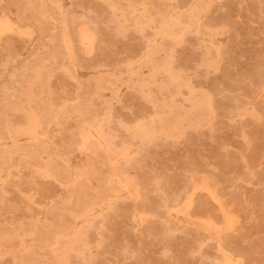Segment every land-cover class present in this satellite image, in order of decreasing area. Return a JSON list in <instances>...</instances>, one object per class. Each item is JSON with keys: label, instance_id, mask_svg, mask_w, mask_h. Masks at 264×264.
Here are the masks:
<instances>
[{"label": "rangeland", "instance_id": "374dc122", "mask_svg": "<svg viewBox=\"0 0 264 264\" xmlns=\"http://www.w3.org/2000/svg\"><path fill=\"white\" fill-rule=\"evenodd\" d=\"M139 1L0 0V116L3 118L0 120V130L3 132L0 131V239L4 237L0 240V244H3L0 245V264H264V0H179V6L173 4L178 0H171V5L170 0ZM134 2H138L137 5ZM204 4L205 9L201 7ZM150 19L154 23L151 24ZM158 19L164 20L162 25ZM166 20L169 23L166 24ZM125 23L140 29L124 27ZM171 27L176 29L172 30ZM124 31H127L125 36ZM179 31L182 34L180 37ZM152 34H155L153 39ZM165 38L170 43H165ZM173 39H177L178 45ZM161 45L165 49L157 48ZM60 46L64 50H60ZM152 59H155L154 63ZM202 61H205L204 64ZM158 68H161L160 72ZM167 68L170 70L167 71ZM32 73L35 77H32ZM30 77L34 79L31 81ZM189 93H192L191 96ZM84 102L88 103V108ZM97 104L100 108H97ZM5 105H8L7 108ZM11 105L16 109L12 110ZM42 122L47 125L45 128ZM102 122L103 125L108 122L106 127L101 126ZM149 126L152 132L146 129ZM86 127L89 131H86ZM145 129L151 133L147 134ZM71 133L75 134L72 136ZM150 137L155 138L151 140ZM93 140L92 145L90 141ZM45 144L49 148L45 149ZM26 145L30 146L29 150H26ZM40 146L47 151L38 149ZM3 154L7 158L2 157ZM101 155L107 156L109 161ZM56 163L59 164L58 169H55ZM120 164L127 169L122 171ZM93 169L103 175L95 173ZM8 184L12 189L6 187ZM24 184H28V187H24ZM31 189L35 191H29ZM7 195L11 202L7 200ZM60 207L62 209H58ZM67 208L70 210L67 211ZM24 211L27 216H22ZM82 239L87 240L83 242ZM44 241L45 244L42 243ZM53 255L55 258L52 260Z\"/></svg>", "mask_w": 264, "mask_h": 264}, {"label": "bare ground", "instance_id": "6f19581e", "mask_svg": "<svg viewBox=\"0 0 264 264\" xmlns=\"http://www.w3.org/2000/svg\"><path fill=\"white\" fill-rule=\"evenodd\" d=\"M91 1H92V0H91ZM97 1H98V0H96V2H97ZM106 1H107V0H106ZM113 1H114V0H113ZM137 1H139V0H137ZM155 1H157V0H155ZM158 1H159V0H158ZM165 1H166V0H165ZM168 1H169V0H168ZM168 1H167V2H168ZM173 1H174V0H173ZM173 1H172V2H173ZM101 2H102V1H101ZM116 2H117V0H116ZM116 2H114V4H117ZM139 2H141V0H140ZM160 2H161V1H160ZM169 2H170V5H171V0H170ZM169 2H168V5H169ZM178 2H179V0H178L177 2H174L173 4H175V3L178 4ZM202 2H204V1L202 0ZM205 2H206V1H205ZM134 3H136V2H134ZM137 3H138V2H137ZM137 3H136V5H137ZM142 3H143V2H142ZM144 3H145V2H144ZM165 3H166V2H165ZM101 4H104V3H101ZM129 4H130V3H129ZM132 4H133V3H132ZM152 4H153V3H152ZM157 4H158V3H157ZM157 4H156V6H157ZM173 4H172V5H173ZM197 4H198V3H197ZM104 5H105V4H104ZM104 5L102 6L103 8L105 7ZM136 5H135V6H136ZM139 5H140V4H139ZM168 5H167V6H168ZM170 5H169V6H170ZM99 6H100V5H99ZM116 6H117V5H116ZM141 6H142V5H141ZM143 6H144V4H143ZM154 6H155V4H154ZM169 6H168V8H169ZM177 6H179V4H178ZM195 6L197 7L196 4H195ZM200 6H201V5H200ZM107 7H108V9L110 8L109 5H108ZM107 7H106V9H107ZM138 7H139V6H138ZM147 7H148V6H147ZM158 7H160V4L158 5ZM158 7H157V8H158ZM165 7H166V6H165ZM175 7H176V6H175ZM180 7H181V6H180ZM201 7L204 8V7H205V4H204V6H201ZM100 8H101V6H100ZM131 8H132V6H131ZM134 8H135V7H134ZM162 8H163V7L161 6V9H162ZM171 8H172V7H171ZM177 8H178V7H177ZM192 8H193V6H192ZM106 9H105V10H106ZM118 9H119V6H118ZM152 9H153V8H152ZM158 9H159V8H158ZM169 9H170V8H169ZM172 9H173V8H172ZM174 9H175V8H174ZM180 9H181V8H180ZM204 9H205V8H204ZM56 10H57V9H56ZM101 10H102V9H101ZM103 10H104V9H103ZM105 10H104V11H105ZM129 10H130V9H129ZM150 10H151V9H150ZM170 10H171V9H170ZM176 10H177V9H176ZM200 10H201V9H200ZM207 10H208V9H207ZM42 11H44V10H42ZM57 11H58V10H57ZM57 11L53 13L54 16H56L55 13H57ZM119 11H120V9H119ZM155 11H156V10H155ZM158 11H159V10H158ZM160 11H161V10H160ZM162 11H163V10H162ZM178 11H179V10H178ZM202 11H203V10H202ZM105 12H106V11H105ZM117 12H118V11H117ZM124 12H125V11H124ZM148 12H150V11H148ZM188 12H189V11H188ZM194 12H195V11H194ZM196 12H197V11H196ZM126 13H127V12H126ZM130 13H132V12H130ZM152 13H154V12H152ZM155 13H156V12H155ZM155 13H154V14H155ZM176 13H177V11H176ZM154 14H153V15H154ZM166 14H167V13H166ZM169 14H170V13H169ZM191 14H192V13H191ZM43 15H44V14H43ZM57 15H58V14H57ZM60 15H61V14H60ZM60 15H59V16H60ZM109 15H111V14H109ZM122 15H123V14H122ZM126 15H127V14H126ZM126 15H125V16H126ZM160 15H161V14H160ZM160 15H159V16H160ZM167 15H168V14H167ZM176 15H177V14H176ZM180 15L182 16V14H180ZM196 15H197V14H196ZM111 16H112V15H111ZM111 16H110V18H112ZM154 16H155V15H154ZM159 16H158V17H159ZM165 16H166V15H165ZM169 16H170V15H169ZM172 16H173V13H172ZM192 16H193V15H192ZM45 17H47V16H45ZM126 17H130V16H126ZM151 17H152V16H151ZM167 17H168V16H167ZM167 17H166V18H167ZM187 17H188V15H187ZM193 17H194V16H193ZM55 18H56V17H55ZM58 18H59V17H58ZM60 18H61V17H60ZM60 18H59V19H60ZM67 18H68V17H67ZM108 18H109V17H108ZM152 18H153V17H152ZM173 18H174V17H173ZM182 18H183V17H182ZM182 18H181V19H182ZM62 19H63V18H62ZM68 19H69V18H68ZM115 19H116V18H115ZM115 19H114V20H115ZM121 19H122V18H121ZM146 19H147V18H146ZM146 19H145V20H146ZM156 19H157V17H156ZM164 19H165V17H164ZM196 19H197V18H196ZM196 19H195V20H196ZM50 20H51V19H50ZM52 20H53V19H52ZM56 20H57V19H56ZM119 20H120V18H119ZM122 20L124 21V19H122ZM127 20H128V19H127ZM127 20H126V21H127ZM130 20H131V18H130ZM135 20H136V19H135ZM148 20H149V19H148ZM153 20H154V18H153ZM153 20L150 19L151 24L154 23V22H152ZM186 20H187V18H186ZM25 21H26V20H25ZM45 21H46V20H45ZM53 21H54V20H53ZM61 21H63V20H61ZM67 21H68V20H67ZM110 21H111V20H110ZM110 21H109L108 23H111ZM112 21H113V20H112ZM126 21H125V22H126ZM146 21H147V20H146ZM158 21H159V19H158ZM160 21H161V20H160ZM160 21H159V22H160ZM163 21H164V20H162L159 24H161ZM178 21H179V20H178ZM23 22H24V21H23ZM54 22H55V21H54ZM58 22L60 23V21H58ZM68 22H70V20H69ZM71 22H73V21H71ZM74 22H75V21H74ZM136 22H137V21H135V23H136ZM142 22H145V21H142ZM166 22H167V20L165 21V23H166ZM179 22H180V21H179ZM196 22H197V21H196ZM25 23H26V22H25ZM28 23H29V22H28ZM30 23H31V22H30ZM30 23H29V24H30ZM119 23L121 24V22H119ZM119 23H118V25H119ZM128 23H129V20H128ZM130 23H131V22H130ZM146 23H148V22H146ZM155 23H157V22H155ZM165 23H164V24H165ZM167 23H169V20H168ZM167 23H166V24H167ZM181 23L183 24V22H181ZM32 24H33V22H32ZM61 24H62V23H61ZM61 24H60V25H61ZM72 24H73V23H72ZM83 24H84V23H83ZM85 24H86V23H85ZM85 24H84V25H85ZM113 24H114L115 27H116L115 22H114ZM113 24H112V25H113ZM140 24H141V22H140ZM159 24H158V26L160 27L162 24H161V25H159ZM164 24H163V25H164ZM166 24H165V25H166ZM184 24H186V23H184ZM196 24H197V23H196ZM201 24H202V23H201ZM33 25H36V24H33ZM50 25H51V24H50ZM81 25H82V24H81ZM88 25H89V24H88ZM125 25H126V23H125ZM138 25H139V24H138ZM146 25H147V24H146ZM148 25H149V23H148ZM168 25H169V24H168ZM168 25H167V26H168ZM173 25H174V24H173ZM173 25H172V26H173ZM176 25H179V24L176 23ZM176 25H175V27H176ZM180 25H181V24H180ZM47 26H48V24H47ZM47 26H44V27H47ZM62 26H63V25H62ZM70 26H71V25H70ZM91 26H92V25H91ZM127 26L130 27V25H126V26H124V27H127ZM132 26H133V25H132ZM132 26H131V27H132ZM141 26H142V25H141ZM155 26H156V25H155ZM167 26H165V29H167V28H166ZM36 27H37V25H36ZM42 27H43V26H42ZM42 27H41V28H42ZM48 27H49V26H48ZM119 27H120V28H118V27H117V28H118L119 30H121V25H119ZM129 27H128V28H129ZM131 27H130V28H131ZM136 27H137V26H135V27L133 26L132 28H136ZM146 27H147V26H146ZM149 27H151V25H150ZM156 27H157V26H156ZM156 27H155V28H156ZM159 27H158V28H159ZM163 27H164V26H163ZM180 27H181V26H180ZM201 27H202V25H201ZM41 28H40V29H41ZM60 28H61V27H60ZM88 28H89V27H88ZM90 28H91V27H90ZM122 28H123V26H122ZM130 28H129V29H130ZM137 28H138V27H137ZM144 28H145V26H144ZM161 28H162V27H161ZM161 28H159V29H161ZM187 28H188V26H187ZM42 29H43V28H42ZM46 29H50V28H46ZM46 29H45V30H46ZM92 29H93V28H92ZM112 29H116V28L113 27ZM112 29H110V30L112 31ZM123 29H124V28H123ZM126 29H127V28H126ZM126 29H125V30H126ZM138 29H140V28H138ZM145 29H146V28H145ZM145 29H144V32H145ZM153 29H154V28H153ZM162 29H164V28H162ZM170 29H172V27H171ZM173 29H174V28H173ZM173 29H172V30H173ZM175 29H176V28H175ZM175 29H174V30H175ZM184 29H186V28L184 27ZM16 30H17V28H16ZM63 30H64V29H63ZM69 30H70V29H69ZM74 30H75V29H74ZM89 30H90V29H89ZM95 30H96V29H95ZM108 30H109V28H108ZM119 30H118V31H119ZM154 30L156 31V29H154ZM157 30H158V29H157ZM181 30H183V29L181 28ZM41 31H43V30H41ZM46 31H47V30H46ZM78 31H79V30H78ZM91 31H92V30H91ZM136 31H137V29H136ZM155 31H152V32H155ZM162 31H163V30H162ZM169 31H171V30H169ZM169 31H168V32H169ZM184 31H185V30H184ZM43 32H44V31H43ZM69 32H70V31H69ZM74 32H75V31H74ZM104 32H105V31H104ZM113 32H114V31H113ZM138 32H139V30H138ZM158 32H159V31H158ZM179 32H180V31H179ZM182 32H183V31H182ZM40 33H41V32H40ZM48 33H49V31H48ZM107 33H108V32H107ZM114 33H117V32H114ZM119 33H121V32H119ZM122 33H123V32H122ZM172 33H173V31H172ZM57 34H58V33H57ZM61 34H62V33H61ZM75 34H76V32H75ZM104 34L107 35L106 33H104ZM109 34H110V32H109ZM109 34H108L107 36H109ZM124 34H127V31H126V33H125V31H124L123 35H124ZM167 34H168V33H167ZM169 34H170V32H169ZM169 34H168V35H169ZM175 34H178V32L175 33ZM11 35H12V34H11ZM59 35H60V34H59ZM72 35H73V34H72ZM121 35H122V34H121ZM143 35H144V34H143ZM154 35H155V34H152V35H151L152 38H151V37H150V38L153 39V36H154ZM170 35H171V34H170ZM179 35H182L181 32H180V34H178V37H180ZM45 36H46V34H45ZM64 36L66 37L65 34H64ZM75 36H76V35H75ZM110 36H111V35H110ZM110 36H109V37H110ZM113 36H115V34H114ZM124 36H125V35H124ZM144 36H145V35H144ZM171 36H172V35H171ZM173 36H174V35H173ZM175 36H176V35H175ZM47 37H48V36H47ZM71 37H72V36H71ZM111 37H112V36H111ZM117 37H118V36H117ZM183 37H184V36H183ZM44 38H45V37H44ZM57 38H58V37H56V39H57ZM61 38H62V37H61ZM61 38H60V40H61ZM73 38H74V37H73ZM112 38H115V37H112ZM150 38L148 37V39H150ZM167 38H168V37H167ZM167 38H165V40H166ZM184 38H185V37H184ZM95 39H96V38H95ZM168 40H170V38H169ZM173 40H174V39H173ZM176 40H177V39H175L174 42H175ZM181 40H183V38H182ZM58 41H59V40H58ZM61 41H62V40H61ZM147 41H148V40H147ZM162 41H163V39H162ZM162 41H161V43H162ZM80 42H81V41H80ZM148 42H149V41H148ZM154 42H155V41H154ZM154 42H153V43H154ZM159 42H160V41H159ZM166 42H169V41L166 40L165 43H166ZM171 42H172V39H171ZM205 42H206V41H205ZM57 43H58V42H57ZM94 43H95V42H94ZM108 43H109V41H108ZM169 43H170V42H169ZM172 43H173V42H172ZM175 43L178 45L177 41H176ZM175 43H174V44H175ZM8 44H9V43H7L6 45H8ZM61 44H62V43H61ZM111 44H112V43H111ZM162 44H163V43H162ZM167 44H168V43H167ZM204 44H205V43H204ZM58 45H59V44H57V46H58ZM85 45H86V44H85ZM153 45H154V44H153ZM159 45H160V44H159ZM159 45H157V46H159ZM168 45H169V44H168ZM8 46H9V45H8ZM54 46H55V48H57V49H58V47H59V46L56 47V45H54ZM63 46H67V45L63 44ZM76 46H77V45H75V47H76ZM94 46H95V44H94ZM161 46H162V45H161ZM170 46H171V45H170ZM170 46H168V47H170ZM172 46H175V45H172ZM209 46H210V45H209ZM209 46H208V47H209ZM1 47H2V46H1ZM1 47H0V48H1ZM10 47H11V46H10ZM10 47H9V48H10ZM51 47H52V46H51ZM60 47L62 48V46H60ZM147 47H148V46H147ZM151 47H152V46H151ZM211 47H213V46H211ZM12 48H13V46L11 47V49H12ZM85 48H86V47H85ZM157 48H158V49L161 48L160 50L165 49V48H163V46H162V47H157ZM6 49H7V48H6ZM52 49H53V48H52ZM57 49H56V50H57ZM106 49H107V48H106ZM205 49H208V48H205ZM56 50H55V51H56ZM60 50H64V48H62V49H60ZM65 50H66V49H65ZM85 50H86V49H85ZM170 50H171V48H170ZM2 51H3V49H2ZM69 51H70V49H69ZM75 51H76V50H75ZM78 51H79V50H78ZM80 51H81V49H80ZM158 51H159V50H158ZM163 51H165V50H163ZM209 51H210V50H209ZM209 51H208V52H209ZM53 52H54V50H53ZM58 52H60V51H58ZM64 52H65V51H64ZM159 52H160V51H159ZM161 52H162V51H161ZM210 52H211V51H210ZM56 53H57V52H56ZM61 53H62V52H61ZM66 53H67V52H66ZM156 53H157V52H156ZM163 53H164V52H163ZM45 54H48V53H45ZM76 54H77V52H76ZM86 54H87V53H86ZM171 54H172V53H171ZM209 54H211V53H209ZM49 55H50V54H49ZM58 55H60V54H58ZM67 55H68V54H67ZM105 55H106V54H105ZM150 55H151V54H150ZM150 55H149V56H150ZM168 55H169V54H168ZM205 55H206V57H207L208 54L205 53ZM61 56H62V55H61ZM77 56H78V55H77ZM80 56H81V54L79 55V57H80ZM154 56L156 57V54H154ZM220 56H221V55H220ZM58 57H59V56H58ZM63 57H64V56H63ZM150 57H152V56H150ZM168 57H169V56H168ZM206 57H205V58H206ZM221 57H222V56H221ZM44 58H45V57H44ZM46 58H48V57H46ZM56 58H57V57H56ZM172 58H173V57H172ZM172 58H171V59H172ZM42 59H43V58H42ZM50 59H51V57H50ZM57 59H58V58H57ZM66 59H67V58H66ZM66 59H64V60H66ZM82 59H83V57H82ZM206 59L208 60L209 58H206ZM206 59H205V60H206ZM67 60H68V59H67ZM72 60H73V59H72ZM77 60H78V59H77ZM79 60H80V59H79ZM86 60H87V59H86ZM86 60H85V61H86ZM98 60H99V59H98ZM152 60H153V59H152ZM154 60H155V59H154ZM154 60H153V63H154ZM160 60H161V59H160ZM168 60H169V59H168ZM172 60H173V59H172ZM43 61H44V60H43ZM58 61H59V60H58ZM88 61H89V60H88ZM99 61H100V60H99ZM99 61H98V63H99ZM101 61H102V59H101ZM161 61H162V60H161ZM161 61H159V62L161 63ZM163 61H164V60H163ZM163 61H162V62H163ZM210 61H211V60H210ZM210 61H209V62H210ZM44 62H45V61H44ZM53 62H54V61H53ZM62 62H63V61H62ZM65 62H66V61H65ZM77 62H78V61H77ZM80 62L83 63V61H80ZM96 62H97V60H96ZM147 62H148V61H147ZM147 62H146V63H147ZM203 62H205V61H202V63H203ZM206 62H207V61H206ZM209 62H208V64H209ZM59 63H61V61H60ZM66 63H67V62H66ZM66 63H65V64H66ZM86 63H87V62H86ZM153 63H151V64H153ZM156 63H158V62H156ZM163 63H164V62H163ZM42 64H43V62H42ZM61 64H62V63H61ZM87 64H88V63H87ZM90 64H91V62H90ZM94 64H95V63H94ZM94 64H93V66H94ZM100 64H101V62H100ZM165 64H166V63H165ZM203 64H204V63H203ZM206 64H207V63H206ZM259 64H260V63H259ZM259 64H258V66H259ZM66 65L68 66V64H66ZM78 65H80V64H78ZM88 65H89V64H88ZM88 65H87V66H88ZM103 65H104V63H103ZM103 65H102V66H103ZM149 65H150V64H149ZM160 65H161V64H160ZM166 65H167V64H166ZM169 65H170V63H169ZM210 65H211V64H210ZM261 65H262V64H261ZM261 65H260V66H261ZM43 66H44V65H43ZM91 66H92V65H91ZM91 66H90V67H91ZM97 66H98V65H97ZM153 66H154V65H153ZM156 66H157V65H156ZM158 66H159V65H158ZM170 66L172 67V64H171ZM262 66H263V65H262ZM82 67H84V65H83ZM94 67H95V66H94ZM104 67H105V65H104ZM255 67H256V66H255ZM40 68H42V67H40ZM44 68H45V67H44ZM97 68H98V67H97ZM36 69H37L36 71L38 72V68H36ZM70 69H71V67H70ZM150 69H151V68H150ZM152 69H153V68H152ZM158 69H159V68H158ZM160 69H161V68H160ZM160 69H159V72L161 71ZM164 69H166V68L164 67ZM259 69H260V67H259ZM34 70H35V69H34ZM74 70H75V72H76V69H73V72H74ZM168 70H170V69L167 68V71H168ZM263 70H264V69H263ZM43 71H44V69H43ZM71 71H72V70H71ZM254 71H255V68H254ZM254 71H253V73H254ZM259 71H260V70H259ZM261 71H262V69H261ZM152 72H153V71H152ZM255 72H257V70H256ZM33 73H34V72H33ZM33 73H32V77H35V76L33 75ZM138 73H139V72H138ZM163 73H164V72H163ZM172 73H174V72H172ZM42 74H43V73H42ZM102 74L104 75V73H102ZM155 74H158V72L155 73ZM174 74H175V73H174ZM254 74H255V73H254ZM256 74H257V73H256ZM261 74H262V73H261ZM43 75H44V74H43ZM75 75H77V74H75ZM103 75L101 76V77H102V81H104V80H103V78H104ZM106 75H107V74H106ZM159 75H160V74H159ZM258 75H259V73H258ZM112 76H113V75H112ZM112 76H111V77H112ZM167 76H168V75H167ZM253 76H254V75H253ZM259 76H261V75H259ZM39 77H40V75H39ZM42 77H43V76H42ZM115 77H116V76H115ZM115 77H114V78H115ZM151 77H152V76H151ZM156 77H157V75H156ZM156 77H155V78H156ZM169 77H170V76H169ZM112 78H113V77H112ZM117 78H119V77H117ZM171 78H172V77H171ZM254 78H255V77H254ZM33 79H34V78H32V80H33ZM40 79H41V78H40ZM107 79H108V78H107ZM110 79H111V78H110ZM115 79H116V78H115ZM152 79H153V78H152ZM255 79H256V78H255ZM257 79L260 80L258 77H257ZM30 80H31V77H30ZM32 80H31V81H32ZM123 80H124V79H123ZM258 80H257V81H258ZM27 81H28V80H27ZM27 81H26V82H27ZM31 81H29V82H31ZM93 81H94V80H93ZM102 81H101V82H102ZM109 81H110V80H109ZM115 81H116V80H115ZM161 81H162V80H161ZM172 81H173V80H172ZM175 81H176V79H175ZM175 81L173 82V84L175 83ZM177 81H178V79H177ZM42 82H43V81H42ZM101 82H100V84H101ZM111 82H112V81H111ZM116 82H117V81H116ZM116 82H115V84H116ZM119 82H121V81H119ZM170 82H171V79H170ZM32 83H33V82H32ZM91 83H93V82H91ZM95 83H98V82H95ZM102 83H104V82H102ZM113 83H114V82H113ZM121 83H122V82H121ZM157 83H158V82H157ZM157 83H156V85H157ZM166 83H167V82H166ZM178 83H180V82H178ZM39 84H40V83H39ZM93 84H94V83H93ZM159 84H160V83H159ZM159 84H158V85H159ZM33 85H34V84H33ZM35 85H36V84H35ZM37 85H38V84H37ZM41 85H43V84H41ZM101 85H102V84H101ZM101 85H100V86H101ZM103 85H104V84H103ZM167 85H168V84H166V86H167ZM170 85H171V84H170ZM170 85H169V86H170ZM28 86H29V85H28ZM31 86H32V84H31ZM39 86H40V85H39ZM92 86L94 87L95 84L92 85ZM141 86H142V85H141ZM160 86H161V85H160ZM174 86H175V84H174ZM34 87H35V86H34ZM46 87H47V86H46ZM95 87H96V86H95ZM102 87H103V86H102ZM175 87H176V86H175ZM29 88H30V87H29ZM90 88H91V87H90ZM90 88H89V89H90ZM160 88H161V87H160ZM178 88H181V86L178 87ZM32 89H34V88H32ZM109 89H110V88H109ZM28 90H29V89H28ZM92 90H93V89H91V91H92ZM94 90H95V89H94ZM111 90H112V89H111ZM165 90H166V89H165ZM179 90H180V89H179ZM179 90H178V91H179ZM22 91H23V90H22ZM29 91H30V90H29ZM47 91H48V89H47ZM101 91H102V90H101ZM104 91H105V90H104ZM114 91H115V90H113L112 92H114ZM148 91H149V90H148ZM178 91H177V92H178ZM53 92H54V91H53ZM171 92H172V91H171ZM171 92H170V93H171ZM180 92H181V91H180ZM23 93H24V92H23ZM29 93H30V92H29ZM34 93H35V92H34ZM192 93H193V92H192ZM192 93H191V94H192ZM24 94H26V92H25ZM27 94H28V92H27ZM35 94H36V93H35ZM92 94H93V92H92ZM95 94H96V93H95ZM150 94H151V93H149V95H150ZM168 94H169V93H168ZM176 94H178V96H179V92L176 93ZM176 94H175V95H176ZM181 94H182V93H181ZM191 94L189 93L190 96H191ZM29 95H30V94H29ZM29 95H28V96H29ZM49 95H50V93H49ZM14 96H15V95H14ZM16 96H17V95H16ZM19 96H20V95H19ZM28 96H27V97H28ZM37 96H38V95H37ZM47 96H48V92H47ZM90 96H91V95H90ZM146 96H147V95H146ZM176 96H177V95H176ZM40 97H41V96H40ZM79 97H80V96H79ZM91 97H92V96H91ZM91 97H89V98H90L89 100H92ZM151 97H153V96H151ZM174 97H175V96H174ZM195 97H198V96H195ZM24 98H25V97H24ZM24 98H23V99H24ZM31 98H32V95H31ZM33 98H34V97H33ZM49 98H51V97H49ZM149 98H150V97H149ZM153 98H154V97H153ZM163 98H165V96H164ZM166 98H167V97H166ZM192 98H193V97H192ZM41 99H42V97H41ZM44 99H45V98H44ZM144 99H145V98H144ZM155 99H156V98H154V100H155ZM157 99H158V98H157ZM170 99H172V98H170ZM173 99H174V98H173ZM189 99L191 100V98H189ZM214 99H215V98H214ZM20 100H21V98H20ZM50 100H51V99H50ZM93 100H94V97H93ZM149 100H150V99H149ZM160 100H161V98H160ZM167 100H168V99H167ZM194 100H195V99H194ZM196 100H197V99H196ZM204 100H205V99H204ZM18 101H19V100H18ZM18 101H17V102H18ZM45 101H46V100H45ZM86 101H87V99H86ZM95 101H97V100H95ZM98 101H100V100L98 99ZM101 101H102V100H101ZM145 101H146V100H145ZM161 101H162V100H161ZM161 101H160V102H161ZM164 101L166 102L165 99H164ZM164 101H163V102H164ZM168 101H170V100H168ZM11 102H12V101H11ZM11 102H10V103H11ZM19 102H20V101H19ZM37 102H38V101H37ZM47 102H49V99H48ZM87 102H89V101H87ZM87 102H84V104H86ZM92 102H93V101H92ZM149 102H150V101H149ZM190 102H192V101H190ZM190 102H189V103H190ZM200 102H201V101H200ZM200 102H199V103H200ZM13 103H14V101H13ZM82 103H83V102H82ZM151 103H152V102H151ZM173 103H174V100H173ZM194 103H195V102H194ZM206 103H207V102H206ZM212 103H213V102H212ZM7 104H9V103H7ZM15 104H16V103H15ZM17 104H19V103H17ZM39 104H40V103H39ZM78 104H81V103L78 102ZM84 104H82V105H84ZM89 104L92 105V103H89ZM95 104H96V103H95ZM101 104H102V103H101ZM153 104H154V103H153ZM165 104H166V103H165ZM204 104H205V103H204ZM9 105H10V104H9ZM86 105H87V108H88V103H87ZM91 105H90V106H91ZM97 105H98V104H97ZM167 105H169V104L167 103ZM176 105H177V104H176ZM5 106H6V105H5ZM7 106H8V105H7ZM7 106H6V108H7ZM19 106H20V105H19ZM37 106H38V105H37ZM78 106H79V105H78ZM202 106H203V105H202ZM211 106H212V104H211ZM12 108H13V106L11 105V109H12ZM14 108H15V106H14ZM14 108H13V109H14ZM32 108H34V106H32ZM41 108H43L42 105H41ZM41 108H40V109H41ZM80 108H82V106H80ZM84 108H86V106H84ZM95 108H96V105H95ZM97 108H100V105H98ZM107 108H108V107H107ZM156 108H157V106H156ZM170 108H171V106H170ZM182 108H183V107H182ZM191 108H192V106H191ZM213 108H214V106H213ZM213 108H212V109H213ZM13 109H12V110H13ZM15 109H16V108H15ZM17 109H18V106H17ZM36 109H37V108H36ZM50 109H51V108H50ZM78 109H79V108H78ZM90 109H91V108H90ZM157 109H160V108H157ZM178 109H180V106H179ZM178 109H177V110H178ZM199 109H200V106H199ZM33 110H34V109H33ZM42 110H43V109H42ZM45 110H47V109H45ZM72 110H74V109H72ZM84 110H85V109H84ZM88 110H89V109H88ZM94 110H95V109H94ZM193 110H195V108H194ZM214 110H215V109H214ZM15 111H16V110H15ZM15 111H14V112H15ZM18 111H19V110H17V112H18ZM28 111H29V110H28ZM35 111H37V110H35ZM38 111H39V110H38ZM43 111H44V110H43ZM85 111H86V110H85ZM89 111H90V110H89ZM89 111H87V112H89ZM156 111H157V110H156ZM173 111H175V110H173ZM181 111H182V110H181ZM181 111H180V112H181ZM196 111H198V110L196 109ZM196 111H195V113H196ZM205 111H206V110H205ZM92 112H94V111H92ZM97 112H98V111H97ZM176 112H177V111H176ZM176 112H175V114H177ZM178 112H179V111H178ZM37 113H38V112H37ZM41 113H42V111H41ZM41 113H40V114H41ZM45 113H46V112H45ZM50 113H51V112H50ZM85 113H86V112H85ZM90 113H91V112H90ZM98 113H99V112H98ZM168 113H169V112H168ZM170 113H171V111H170ZM181 113H183V112H181ZM200 113H201V112H200ZM207 113H208V112H207ZM40 114H39V117H41ZM47 114H48V111H47ZM156 114H157V113H156ZM175 114H171V115H175ZM191 114H193V113H191ZM96 115H97V114H96ZM100 115H101V114H100ZM100 115L98 114V116H100ZM167 115H169V114H167ZM167 115H166V116H167ZM181 115H182V114H181ZM186 115H187V114H186ZM205 115H206V114H205ZM81 116H82V115H81ZM91 116H92V115H91ZM91 116H90V117H91ZM164 116H165V115H164ZM195 116H196V115H195ZM0 117H1V116H0ZM37 117H38V116H37ZM42 117H43V114H42ZM50 117H51V116H50ZM90 117H89V118H90ZM92 117H93V116H92ZM94 117H96L95 114H94ZM157 117H158V116H157ZM174 117L176 118V116H174ZM180 117L183 118V116H180ZM206 117H207V115H206ZM45 118L47 119V117H45ZM45 118H44V119H45ZM51 118H52V117H51ZM53 118H54V116H53ZM177 118H178V116H177ZM184 118H185V117H184ZM1 119H3V118L1 117L0 120H1ZM31 119H32V118H31ZM41 119H42V118H41ZM87 119H88V117H87ZM93 119H94V118H93ZM98 119H99V118H98ZM159 119H161V117H160ZM167 119H169V118H167ZM185 119H187V118H185ZM188 119H190V118H188ZM188 119H187V120H188ZM196 119H197V118H196ZM29 120H30V119H29ZM49 120H50V118H49ZM51 120H52V119H51ZM82 120H83V119H82ZM82 120H81V121H82ZM151 120H152V119H151ZM163 120H164V117H163ZM171 120H172V119H171ZM191 120H192V119H191ZM42 121H43V120H42ZM46 121H47V120H46ZM88 121H89V120H88ZM92 121H93V120H92ZM101 121H102V120H101ZM155 121H156V120H155ZM173 121H174V120H173ZM185 121H186V120H185ZM193 121H195V120H193ZM193 121H191V122H193ZM200 121H201V120H200ZM202 121H203V118H202ZM0 122H1V121H0ZM30 122H31V121H30ZM40 122H41V121H40ZM44 122H45V121H44ZM77 122H78V124H82V122H81V123H80L79 121H77ZM85 122L88 123L87 121H85ZM93 122H94V121H93ZM148 122H149V121H148ZM161 122H162V121H161ZM176 122H177V120H176ZM203 122H204V121H203ZM5 123H6V122H5ZM105 123H106V122H105ZM105 123H104V124H105ZM107 123H108V122H107ZM107 123H106V124H107ZM153 123H154V126H155L154 119H153L152 124H153ZM157 123L159 124L160 121H158ZM163 123H164V122H163ZM166 123H167V122H166ZM166 123H165V124H166ZM171 123H172V122H171ZM196 123H197V122H196ZM199 123H200V122H199ZM17 124H19V123H17ZM42 124H43V122H42ZM49 124H50V123H48V125H49ZM106 124H105V125H106ZM147 124H148V123H147ZM167 124L169 125V123H167ZM174 124H175V121H174ZM176 124H177V123H176ZM176 124H175V125H176ZM200 124H201V123H200ZM208 124H209V123H208ZM5 125H6V124H5ZM15 125H16V124H15ZM21 125H22V124H21ZM44 125H45V124H43V127L45 128L47 125H45V126H44ZM76 125H77V124H76ZM99 125H100V124H99ZM102 125H103V122H102L101 126H102ZM105 125H103V126H105ZM143 125H144V124H143ZM143 125H141V126H143ZM145 125H146V124H145ZM148 125H149V124H148ZM172 125H173V123H172ZM195 125H196V124H195ZM198 125H199V124H198ZM8 126H9V125H8ZM16 126H17V125H16ZM16 126H15V127H16ZM25 126H26V125H25ZM77 126H79V125H77ZM96 126H97V125H96ZM103 126H102V127H103ZM141 126H140V129H141V130H144V129H143L144 126H143V128H141ZM154 126H153V127H154ZM158 126H159V128H161L160 125H158ZM162 126H164V125H162ZM173 126H174V125H173ZM173 126H172V127H173ZM181 126H182V125H181ZM193 126H194V125H193ZM6 127H7V126H6ZM90 127H91V126H90ZM105 127H106V126H105ZM107 127H108V126H107ZM145 127H146V126H145ZM156 127H157V126H156ZM156 127H155V128H156ZM86 128H87V127H86ZM97 128H98V127H97ZM108 128H109V127H108ZM157 128H158V127H157ZM159 128H158V129H159ZM163 128H166V127H163ZM163 128H162V129H163ZM175 128H176V127H175ZM180 128H181V127H179V129H180ZM182 128H183V127H182ZM0 129H1V128H0ZM4 129H5V128H4ZM4 129H3V130H4ZM98 129H99V128H98ZM100 129H101V127H100ZM146 129H149V130L151 131L150 126H149V128H146ZM146 129H145V130H146ZM166 129H168V126H167ZM170 129H171V126H170ZM173 129H174V128H173ZM176 129H177V128H176ZM1 130H2V129H1ZM1 130H0V131H1ZM42 130H43V129H42ZM44 130H45V129H44ZM77 130H79V129H77ZM84 130H85V128H84ZM91 130H92V129H91ZM101 130H102V129H101ZM104 130H106V129H104ZM108 130H109V129H108ZM136 130H137V131H140V132H143V131L139 130V128H136ZM171 130H172V129H171ZM183 130H184V129H183ZM86 131H89V129L87 128ZM106 131H107V130H106ZM146 131H147V130H146ZM165 131H166V130H165ZM180 131H182V129H181ZM6 132H7V131H6ZM78 132H79V131H78ZM84 132H85V131H84ZM151 132H152V131H151ZM151 132H149V133H151ZM153 132H154V130H153ZM156 132H157V131H156ZM162 132H163V130L161 131V133H162ZM172 132H173V131H172ZM172 132H171V133H172ZM175 132H176V131H175ZM1 133H3V132L1 131ZM44 133H46V131H45ZM75 133H77V131H76ZM75 133H74V134H75ZM88 133H90V132H88ZM149 133H148V131H147V134H149ZM158 133H159V131H158ZM164 133H165V132H164ZM164 133H163V134H164ZM166 133H169V131H167ZM171 133H170V134H171ZM5 134H6V133H5ZM5 134H4V135H5ZM7 134H8V133H7ZM39 134H40V132H39ZM71 134H72V133H71ZM74 134H72V136H73ZM78 134L80 135V132H79ZM85 134H87V133H85ZM170 134H169V135H170ZM1 135H2V134H1ZM79 135L77 136V134H76L75 136L79 137ZM160 135H161V134H159L158 136H160ZM171 135H172V134H171ZM180 135H181V134H180ZM107 136H108V134H107ZM142 136H143V135H142ZM1 137H4V136H1ZM8 137H9V136H8ZM8 137H7V138H8ZM77 137H76V138H77ZM109 137H110V136H109ZM7 138H6V140H7ZM133 138H134V137H133ZM135 138H136V137H135ZM150 138H151V137H150ZM150 138H149V139H150ZM153 138H155V137H153ZM153 138H151V140H152ZM30 139H32V138H30ZM147 139H148V138H147ZM165 139H168V137H166ZM6 140H5V141H6ZM39 140L42 141L41 138H40ZM74 140H75V138H74ZM78 140H80V139H77V141H78ZM151 140H149V141H151ZM33 141H35V139H34ZM43 141H44V140H43ZM80 141H81V140H80ZM149 141H148V142H149ZM155 141L158 143L157 139H156ZM44 142H45V141H44ZM73 142H74V141H73ZM78 142H79V141H78ZM78 142H77V143H78ZM81 142H83V141H81ZM81 142H80V144H81ZM84 142H85V141H84ZM92 142H94V140H93V141H90V143H92ZM110 142H111V141H110ZM141 142H143V141H141ZM47 143H48V142H47ZM47 143H46V144H47ZM75 143H76V142H75ZM112 143H113V141H112ZM114 143H115V142H114ZM114 143H113V144H114ZM151 143H152V142H151ZM151 143L149 142V144H151ZM46 144L44 145V146H45V147H44L45 149H46V148H49V147L46 146ZM70 144H71V143H70ZM73 144H74V143H73ZM80 144H79V145H80ZM86 144H87V143H86ZM94 144H95V143H94ZM144 144H146V143H144ZM144 144H143V145H144ZM152 144H154V142H153ZM49 145H50V144H49ZM57 145H58V144H57ZM92 145H93V143H92ZM107 145H108V144H107ZM26 146H27V145H26ZM28 146H29V145H28ZM28 146H27V149H26V150H29V149H28ZM31 146H32V145H31ZM72 146H73V145H72ZM72 146H71L70 148H72ZM74 146H76V145L74 144ZM97 146H98V144H97ZM110 146H111V145H110ZM113 146H114V145H113ZM23 147H25V146H23ZM29 147H30V146H29ZM36 147H38V146H36ZM51 147H52V146H51ZM68 147H69V146H68ZM86 147H87L88 149H90L88 146H86ZM114 147H115V146H114ZM114 147H112V148H114ZM14 148H18V147H14ZM32 148H33V146H32ZM42 148H43V147H42ZM52 148H53V147H52ZM52 148H51V149H52ZM102 148H103V147H102ZM106 148H108V147H106ZM129 148H130V147H129ZM11 149H13V148H11ZM23 149H24V148H23ZM38 149H41V146H40V148H38ZM51 149H50V150H51ZM63 149H64V148H63ZM0 150H1V149H0ZM2 150H4V149L2 148ZM14 150H15V149H14ZM18 150H19V149H18ZM20 150H21V149H20ZM20 150H19V151H20ZM35 150H36V149H35ZM41 150H42V149H41ZM50 150H49V151H50ZM55 150H56V149H55ZM61 150H62V149H61ZM66 150H67V149H66ZM75 150H76V149H75ZM78 150H79V149H78ZM97 150H98V149H97ZM109 150H110V149H109ZM112 150H113V149H112ZM115 150H116V149H115ZM130 150H131V149H130ZM12 151H13V150H11V152H12ZM37 151H38V150H37ZM42 151H45V152H46L47 150H42ZM49 151H48V152H49ZM52 151H53V150H52ZM52 151H51L50 153H53ZM5 152H6V151H5ZM7 152H8V151H7ZM7 152H6V153H7ZM25 152H26V151H25ZM35 152H36V151H35ZM58 152H59V150H58ZM63 152H64V151H63ZM66 152H67V151H65V153H66ZM70 152H71V151H70ZM97 152H100V151H97ZM101 152H104V151L101 150ZM0 153H1V152H0ZM9 153H10V151H9ZM17 153H18V151H17ZM19 153H21V152H19ZM33 153H34V152H33ZM33 153H32V154H33ZM37 153H38V152H37ZM37 153H36V154H37ZM39 153H40V152H39ZM67 153H68V152H67ZM67 153H66V154H67ZM88 153H89V152H88ZM28 154H30V153H28ZM34 154H35V153H34ZM41 154H42V153H41ZM44 154H45V153H44ZM46 154H47V153H46ZM54 154H55V153H54ZM54 154H53V155H54ZM58 154H59V153H58ZM83 154H84V153H83ZM103 154H104V153H103ZM3 155H4V154H3ZM3 155H2V157H5V155H4V156H3ZM7 155H8V154H7ZM39 155H40V154H39ZM48 155H49V154H48ZM50 155L52 156V154H50ZM61 155H62V154H61ZM63 155H64V154H63ZM98 155H99V153H98ZM14 156H15V155H14ZM67 156H68V154H67ZM70 156H71V155H70ZM86 156H87V155H86ZM96 156H97V155H96ZM101 156L105 157L104 155H101ZM101 156H99V157H101ZM0 157H1V156H0ZM40 157H41V156H40ZM63 157H64V156H63ZM92 157H94V156H92ZM106 157H107V156H106ZM106 157H105V160H107ZM133 157H134V156H133ZM5 158H7V156H6ZM5 158H3V159H5ZM32 158H33V157H32ZM36 158H37V157H36ZM41 158H42V157H41ZM47 158H49V157H47ZM57 158H58V157H57ZM86 158L88 159V157H86ZM94 158H95V157H94ZM134 158H135V157H134ZM134 158H132V159H134ZM3 159H2V160H3ZM8 159H9V158H8ZM13 159H14V158H13ZM33 159H34V158H33ZM49 159H50V158H49ZM90 159H91V158H90ZM90 159H89V160H90ZM98 159H99V158H98ZM102 159H104V158H102ZM96 160H97V159H96ZM100 160H101V159H100ZM100 160H99V161H100ZM135 160H136V158H135ZM135 160H133V161L135 162ZM4 161H5V160H4ZM7 161H8V160H7ZM12 161H13V160H12ZM12 161H11V159H10V163H12ZM39 161H41V160H39ZM39 161H38V162H39ZM90 161H91V160H90ZM107 161H109V160H107ZM41 162H42V161H41ZM58 162H60V161H58ZM97 162H98V161H97ZM100 162H101V161H100ZM123 162L125 163V161H123ZM130 162H131V160H130ZM134 162H133V163H134ZM43 163H44V162H43ZM47 163H50V162L47 161ZM61 163H63V162H61ZM67 163H68V162H67ZM106 163H107V162H106ZM27 164H28V163H27ZM27 164H26V165H27ZM56 164H57V163H56ZM63 164H64V163H63ZM103 164H104V162H103ZM121 164H122V163H121ZM121 164H120V165H121ZM127 164H128V163H127ZM127 164H126V165H127ZM5 165H6V164H5ZM10 165H11V164H10ZM40 165H41V163H40ZM45 165H46V163H45ZM49 165L51 166V164H49ZM52 165H54V164H52ZM58 165H59V164H57V168L55 167V169H58ZM90 165H92V164H90ZM104 165H105V164H104ZM130 165H131V164H130ZM34 166H35V165H34ZM41 166H42V165H41ZM54 166H56V165H54ZM54 166H53V167H54ZM64 166H65V165H64ZM105 166H106V165H105ZM121 166L123 167V168H122V171H123V169H127V168H125L124 165H121ZM3 167H4V166H3ZM51 167H52V166H51ZM95 167H96V166H95ZM112 167H113V166H112ZM115 167H117V165H116ZM119 167H120V166H119ZM4 168H6V167H4ZM90 168H91V167H90ZM92 168H93V167H92ZM106 168H107V167H106ZM109 168H111V165H110ZM247 168H248V167H247ZM0 169H1V168H0ZM51 169H53V168H51ZM65 169H66V168H65ZM75 169L77 170V168H75ZM94 169H96V168H94ZM94 169H93V170H94ZM249 169H250V168H249ZM61 170H62V169H61ZM91 170H92V169H91ZM97 170H99V169H97ZM106 170H107V169H106ZM119 170H121V169H119ZM21 171H22V170H21ZM52 171H53V170H52ZM56 171H57V170H55V172H56ZM59 171H60V170H59ZM63 171H64V169H63ZM95 171H96V170H94V172H95ZM126 171H127V170H126ZM50 172H51V171H50ZM89 172H90V171H89ZM91 172H92V171H91ZM91 172H90V173H91ZM96 172H97V171H96ZM96 172H95V173H96ZM98 172H99V171H98ZM98 172H97V173H98ZM109 172H110V171H109ZM2 173H4V172H2ZM52 173H53V172H52ZM56 173H57V172H56ZM68 173H69V172H68ZM80 173H81V172H80ZM99 173H100V172H99ZM103 173H104V171H103ZM105 173H106V172H105ZM105 173H104V175H105ZM123 173H124V172H123ZM0 174H1V173H0ZM15 174H16V173H15ZM54 174H55V173H54ZM58 174H60V172H59ZM100 174H102V173H100ZM17 175H18V174H17ZM24 175H25V173H24ZM26 175H27V173H26ZM61 175H63V174H61ZM66 175H67V174H66ZM66 175H65V176H66ZM81 175H82V174H81ZM102 175H103V174H102ZM0 176H1V175H0ZM13 176H14V175H13ZM53 176H54V175H53ZM63 176H64V175H63ZM88 176H89V175H88ZM106 176H107V174H106ZM70 177H71V176H70ZM28 178H29V177H28ZM61 178H62V177H60V179H61ZM65 178H66V177H65ZM92 178H96V177L93 176ZM100 178H101V176H100ZM103 178H104V177H103ZM103 178H102V179H103ZM105 178H106V177H105ZM13 179H14V178H13ZM13 179H12V180H13ZM102 179H101V180H102ZM1 180H2V179H1ZM61 180H62V179H61ZM65 180H66V179H65ZM67 180H68V177H67ZM69 180H70V178H69ZM69 180H68V181H69ZM106 180H107V179H106ZM106 180H105V181H106ZM25 181H26V180H25ZM25 181H23V182L25 183ZM62 181H63V180H62ZM83 181H84V180H83ZM97 181H98V179H97ZM11 182H13V181H11ZM23 182H22V183H23ZM48 182H49V181H48ZM80 182H82V181H80ZM107 182H108V181H107ZM120 182H121V181H120ZM134 182H135V181H134ZM18 183H19V182H18ZM38 183H39V182H38ZM44 183H45V182H43V184H44ZM49 183H50V182H49ZM49 183H48V184H49ZM51 183H52V182H51ZM82 183H83V182H82ZM121 183H122V182H121ZM16 184H17V182H16ZM41 184H42V183H41ZM83 184H84V183H83ZM99 184H100V183H99ZM103 184H104V182H103ZM136 184H137V182H136ZM53 185H55V184H53ZM86 185H87V184H86ZM122 185H123V183H122ZM138 185H139V184H138ZM2 186H3V185H2ZM8 186H9V188L12 189V187H10L9 184H8L6 187H8ZM13 186H14V185H13ZM26 186L28 187V184H26ZM26 186H25V184H24V187H26ZM46 186H47V185H46ZM78 186H79V185H78ZM84 186H85V184H84ZM101 186H102V184H101ZM107 186H108V184L105 185V187H107ZM15 187H16V186H15ZM41 187H42V185H41ZM53 187H54V186H53ZM56 187L58 188V185H57V184H56ZM56 187H55V188H56ZM80 187H82V186H80ZM117 187H118V186H117ZM120 187H121V184H120ZM29 188H31V187H29ZM77 188H78V187H77ZM84 188H85V187H84ZM86 188H87V187H86ZM20 189H21V187H20ZM88 189H89V188H88ZM142 189H144V187H142ZM196 189H197V188H196ZM205 189H206V188H205ZM0 190H1V188H0ZM4 190H6V189H4ZM4 190H2V191H4ZM32 190H34V189H31V190H29V191H32ZM59 190H60V188H59ZM79 190H80V188H79ZM102 190H103V189H102ZM208 190H209V189H208ZM208 190H207V191H208ZM27 191H28V190H27ZM34 191H35V190H34ZM47 191H49V190L47 189ZM47 191H46V192H47ZM50 191H51V190H50ZM56 191H57V190H56ZM103 191H104V190H103ZM141 191H142V190H141ZM193 191H195V190H193ZM207 191H205V192H207ZM210 191H211V190H210ZM4 192H5V191H4ZM4 192H3V193H4ZM32 192H33V191H32ZM39 192H40V189H39ZM51 192H52V191H51ZM60 192H61V190H60ZM104 192H105V191H104ZM15 193H16V192H15ZM57 193H59V192L57 191ZM65 193H66V192H65ZM140 193H141V192H140ZM207 193H208V192H207ZM44 194H45V192H44ZM55 194H56V193H55ZM59 194H60V193H59ZM85 194L88 195V193H85ZM209 194H210V193H209ZM2 195H3V194H2ZM10 195H11V194H10ZM15 195H17V194H15ZM27 195H28V194H27ZM33 195H34V194H33ZM38 195H40V194H38ZM47 195H50V194H47ZM47 195H46V196H47ZM57 195H58V194H57ZM79 195H80V194H79ZM81 195H82V194H81ZM92 195H93V194H92ZM7 196H8V195H7ZM12 196H13V195H12ZM46 196H45V197H46ZM53 196H54V195H51L50 197H53ZM89 196H90V195H89ZM141 196H144V195L142 194ZM211 196H213V195L211 194ZM3 197H6V196L3 195ZM3 197H2L1 199H3ZM14 197H15V196H14ZM45 197H44V198H45ZM50 197H49V199H50ZM80 197H81V196H80ZM83 197H84V196H83ZM83 197H82V198H83ZM87 197H88V196H87ZM99 197H100V196H99ZM102 197H103V196H102ZM102 197H101V198H102ZM17 198H18V197H17ZM37 198H38V197H37ZM39 198H40V197H39ZM53 198H55V197H53ZM75 198H76V197H75ZM88 198H89V197H88ZM91 198H92V197H91ZM91 198H90V199H91ZM103 198H104V197H103ZM103 198H102V199H103ZM10 199H11V197H10ZM19 199H20V198H19ZM84 199H86V198H84ZM93 199H94V198H93ZM96 199H97V198H96ZM176 199H177V198H176ZM4 200H5V199H4ZM7 200H9V196H8V199H7ZM7 200H6V201H7ZM12 200L15 201V199H14L13 197H12ZM17 200H18V199H17ZM22 200H23V199H22ZM35 200H36V199H35ZM39 200H40V199H39ZM39 200H38V201H39ZM74 200H75V199H74ZM98 200H99V199H98ZM98 200H96V201H98ZM173 200H174V199H173ZM213 200H214V199H213ZM0 201H1V200H0ZM9 201H10V200H9ZM75 201H76V200H75ZM86 201H87V200H86ZM94 201H95V200H94ZM100 201H101V199H100ZM103 201H104V200H103ZM105 201H106V200H105ZM105 201H104V202H105ZM175 201H176V200H175ZM178 201H179V200H178ZM188 201L190 202V200H188ZM188 201H187V202H188ZM2 202H3V201H2ZM2 202H1V203H2ZM10 202H11V201H10ZM12 202H13V201H12ZM15 202H16V201H15ZM45 202H46V201H45ZM82 202L84 203V200H83ZM87 202H89V201H87ZM101 202H102V201H101ZM169 202H171V200H170ZM216 202H217V201H216ZM218 202H219V201H218ZM218 202H217V203H218ZM21 203H22V202H21ZM38 203H39V202H38ZM42 203H44V202H42ZM49 203H50V202H49ZM75 203H76V202H75ZM75 203H74V204H75ZM171 203H172V202H171ZM205 203H206V202H205ZM3 204H5V203L3 202ZM15 204H16V203H15ZM24 204H25V203H24ZM81 204H82V203H81ZM81 204H80V206H82ZM85 204H86V202H85ZM87 204L89 205V203H87ZM90 204H91V203H90ZM202 204H203L204 206H206L204 203H202ZM39 205H40V204H39ZM77 205H78V203H77ZM171 205H172V204H170L169 206L171 207ZM187 205H189V204L187 203ZM3 206H4V205H3ZM40 206H41V205H40ZM54 206H55V205H54ZM163 206H164V205H163ZM26 207H27V205H26ZM76 207H77V206H76ZM83 207H85V206H83ZM185 207L188 208V206H185ZM3 208H4V207H3ZM81 208H82V207H81ZM89 208H90V207H89ZM89 208H87V210H88ZM183 208H184V207H183ZM186 208H184V209H186ZM24 209H25V208L23 207V210H24ZM33 209H34V208H33ZM58 209H62V208L60 207V208H58ZM58 209H57V210H58ZM63 209H64V208H63ZM67 209H68V208H67ZM77 209H78V208H77ZM114 209H115V208H114ZM65 210H66V208H65ZM69 210H70V209H68L67 211H69ZM72 210H74V209H72ZM72 210H71V211H72ZM4 211H5V210H4ZM17 211H18V210H17ZM40 211H41V210H40ZM74 211H75V210H74ZM76 211H77V210H76ZM82 211H84V210H82ZM181 211H182V210H181ZM181 211H180V213H181ZM5 212H6V211H5ZM13 212H14V211H13ZM21 212H22V211H21ZM35 212H36V211H35ZM38 212H39V211H38ZM50 212H52V211H50ZM60 212H62V211H60ZM64 212H65V211H64ZM114 212L116 213L115 210H114ZM118 212H119V211H118ZM186 212H187V211H186ZM221 212H222V211H221ZM17 213H18V212H17ZM23 213H25V211H24ZM40 213H41V212H40ZM55 213H56V211H55ZM74 213H75V212H74ZM79 213H80V212H79ZM81 213H82V212H81ZM81 213H80V214H81ZM83 213H84V212H83ZM123 213H124V212H123ZM3 214H5V213H3ZM25 214H26V213H25ZM25 214H23V215L21 214V215H22V216H27V214H26V215H25ZM35 214H36V213H35ZM37 214H38V213H37ZM43 214H44V213H43ZM57 214H59V213H57ZM70 214H71V213H70ZM181 214H182V213H181ZM183 214H184V213H183ZM222 214H223V213H222ZM222 214H221V215H222ZM225 214H226V213H225ZM1 215H2V213H1ZM5 215H6V214H5ZM5 215H4V216H5ZM28 215H29V214H28ZM38 215H39V214H38ZM54 215H55V214H54ZM185 215L187 216V213H186ZM185 215H184V216H185ZM4 216H3V217H4ZM63 216H64V215H63ZM67 216H70V215H67ZM79 216H80V215H79ZM222 216H223V215H222ZM226 216H227V215H226ZM11 217H12V216H11ZM30 217H31V215H30ZM57 217H58V216H57ZM57 217H56V218H57ZM59 217H60V216H59ZM61 217H62V216H61ZM65 217H66V216H65ZM65 217L62 218V219H65ZM71 217H72V216H71ZM17 218L19 219L20 217H17ZM26 218H27V217H26ZM28 218H29V217H28ZM34 218H36V217H34ZM43 218H44V217H43ZM43 218H42V219H43ZM48 218H50V217H48ZM56 218H55V219H56ZM226 218H227V217H226ZM228 218H229V216H228ZM0 219H1V218H0ZM14 219H15V218H14ZM51 219H53V215H52ZM62 219H61V220H62ZM67 219H68V218H67ZM72 219H73V218H72ZM72 219H71V220H72ZM20 220H21V219H20ZM73 220H75V219H73ZM50 221H52V220H50ZM55 221H56V220H55ZM55 221H54V222H55ZM58 221H60V219H59ZM64 221H65V220H64ZM75 221H76V220H75ZM2 222H3V221H2ZM54 222H53V224H54ZM61 222H63V221H61ZM71 222H72V221H71ZM99 222H100V221H99ZM101 222H102V221H101ZM101 222H100V223H101ZM225 222H228V220L225 221ZM3 223H4V222H3ZM57 223H59V222H57ZM87 223H88V222H87ZM87 223H86V224H87ZM89 223H90V222H89ZM92 223H94V222H92ZM92 223H91V224H92ZM64 224H65V223H64ZM64 224H63V226H65V225L67 224V222H66L65 225H64ZM68 224H69V223H68ZM204 224H205V223H204ZM206 224H208V223H206ZM88 225H89V224H88ZM95 225H96V224H95ZM202 225H203V224H202ZM229 225H230V224H229ZM56 226H59V224L56 225ZM60 226H62V225H60ZM72 226H73V225H72ZM84 226H85V225H83L82 227H84ZM92 226H93V224H92ZM227 226H228V225H227ZM73 227H75V226H73ZM85 227H86V226H85ZM217 227H218V226H217ZM221 227H222V226H220V228H221ZM4 228H7V227H4ZM67 228H68V226H67ZM67 228H66V229H67ZM22 229H23V228H22ZM27 229H28V228H27ZM53 229H54V228H53ZM53 229H52V230H53ZM55 229H56V228H55ZM61 229H62V228H61ZM61 229H59V230H61ZM68 229H69V228H68ZM71 229H72V228H71ZM82 229H83V228H82ZM87 229H88V228H87ZM217 229H218V228H217ZM0 230H1V227H0ZM2 230H3V229H2ZM13 230H14V229H13ZM15 230H16V229H15ZM15 230H14V231H15ZM23 230H24V229H23ZM28 230H29V229H28ZM59 230H58V231H59ZM69 230H70V229H69ZM72 230H74V229H72ZM90 230H91V228H90ZM224 230H225V229H224ZM7 231H10V230L8 229ZM7 231H6V233H7ZM16 231H17V230H16ZM200 231H201V230H200ZM4 232H5V231H3V233H4ZM12 232H13V231H12ZM23 232H24V231H23ZM23 232H21V233H23ZM28 232H29V231H28ZM39 232H40V231H39ZM42 232H43V231H42ZM44 232H45V231H44ZM50 232H51V231H50ZM52 232H55V231H52ZM63 232H64V230H63ZM69 232H70V231H69ZM90 232H91V231H90ZM219 232H220V231H219ZM45 233H46V232H45ZM55 233H57V231H56ZM55 233H53V235H54ZM58 233H59V232H58ZM60 233H62V231H61ZM82 233H84V232H82ZM102 233H103V232H102ZM204 233H205V232H204ZM1 234H2V233H1ZM7 234H8V235L10 234L9 236H11V233H7ZM17 234H18V233H17ZM24 234H26V233H24ZM24 234H22V235L24 236ZM46 234H48V233H46ZM80 234H81V233H80ZM91 234H92V233H90V235H91ZM99 234H100V233H99ZM207 234H209V233H207ZM210 234H211V233H210ZM217 234H218V233H217ZM217 234H216V235H217ZM3 235H5V234H3ZM12 235H13V234H12ZM18 235H21V234H18ZM35 235H36V234H35ZM35 235H34V237H35ZM37 235H40V234L38 233ZM42 235H43V233H42ZM49 235H50V234H49ZM51 235H52V234H51ZM56 235H57V234H56ZM56 235H55V236H56ZM78 235H79V234H78ZM88 235H89V234H88ZM5 236H7V235H5ZM9 236H8V238H9ZM43 236H44V235H43ZM92 236H93V235H92ZM92 236H90V237H92ZM217 236H218V235H217ZM219 236H220V235H219ZM11 237H12V236H11ZM45 237H46V236H45ZM51 237H52V236H51ZM81 237H82V236H81ZM87 237H89V236H87ZM221 237H222V236H221ZM6 238H7V237H5V240H6ZM32 238H33V237H32ZM38 238L40 239L39 236H38ZM1 239H4V237L1 238ZM1 239H0V240H1ZM16 239H17V238H16ZM30 239H31V238H30ZM30 239H29V240H30ZM36 239H37V238H36ZM42 239H43V238H41V240H42ZM44 239H46V238H44ZM79 239H80V237H79ZM87 239H88V238H87ZM87 239H85V240H87ZM94 239H95V238H94ZM13 240H14V239H13ZM19 240H20V239H19ZM47 240H49V239L47 238ZM82 240H83V239H82ZM85 240H83V242H84ZM92 240H93V239H92ZM98 240H99V239H98ZM3 241H4V240H3ZM17 241H18V239H17ZM35 241H36V240H35ZM50 241H51V240H50ZM52 241H53V242H52ZM52 241H51V242L54 244V241H55V240H53V238H52ZM60 241H62V240H60ZM63 241H64V240H63ZM95 241H97V240H95ZM7 242H8V240H7ZM19 242H20V241H19ZM19 242H17V243H19ZM31 242H32V241H31ZM31 242H30V243H31ZM33 242H34V240H33ZM47 242H48V241H47ZM71 242H72V241H70V243H71ZM87 242H90V241H87ZM93 242H94V241H93ZM3 243H4V242H3ZM35 243H36V242H35ZM40 243H41V242H40ZM42 243L45 244V241L42 242ZM64 243H66V241H65ZM5 244H6V243H5ZM11 244H12V242H11ZM14 244H15V242H14ZM19 244H20V243H19ZM19 244H18V246H19ZM26 244H27V242H26ZM71 244H72V243H71ZM76 244H78V243H76ZM79 244H80V243H79ZM90 244H91V243H90ZM92 244H94V243H92ZM0 245H3V244H0ZM8 245H9V244H8ZM88 245H89V244H88ZM13 246H14V245H12V247H13ZM25 246H26V245H25ZM60 246H61V245H60ZM60 246H59V247H60ZM80 246H81V245H80ZM30 247L32 248V246H30ZM75 247H77L76 249L79 248L78 246H75ZM75 247H74V248H75ZM4 248H6V247L4 246ZM18 248H19V247H18ZM82 248H83V247H82ZM10 249H11V246H10ZM19 249H20V248H19ZM53 249H54V248H53ZM71 249H73V247H71ZM15 250H16V249H15ZM34 250H35V247H34ZM57 250H58V249H57ZM60 250H61V249H60ZM82 251H83V250H82ZM35 252H36V250H35ZM38 252H39V251H38ZM40 252H41V251H40ZM97 252H98V251H97ZM4 253H5V252H4ZM39 254H40V253H39ZM39 254H38V255H39ZM80 254H81V253H80ZM96 254H97V253H96ZM222 254H223V253H222ZM45 255H46V253H45ZM45 255L43 254V256H44L43 258H45ZM47 255H48V253H47ZM47 255H46V256H47ZM71 255H73V254H71ZM82 255H83V254H82ZM223 255H224V254H223ZM31 256L34 257V255H31ZM40 256H41V255H40ZM49 256H50V255H49ZM68 256H69V255H68ZM227 256H228V255H226L225 257H227ZM41 257H42V256H41ZM53 257H54V255L52 256V260H53ZM76 257H77V255H76ZM54 258H55V257H54ZM60 258H61V257H60ZM77 258H78V257H77ZM79 258H80V257H79ZM4 259H6V258H4ZM10 259H11V258H10ZM36 259H37V258H36ZM36 259H35V261H36ZM50 259H51V258H50ZM70 259L74 260L75 258L73 259V257H72V258L70 257ZM81 259H82V258H81ZM81 259H80V260H81ZM23 260H24V259H23ZM40 260H41V259H40ZM67 260H68V258H67ZM72 260H71V261H72ZM10 261H11V260H10ZM12 261H13V260H12ZM231 261H232V259H231ZM41 262H42V261H41ZM43 262H44V261H43ZM53 262H54V261H53ZM68 262H69V261H68ZM1 263H2V262H1ZM3 263H4V261H3ZM12 263H13V262H12ZM30 263H31V262H30ZM46 263H47V262H46ZM221 263H222V262H221ZM223 263H224V262H223ZM5 264H6V263H5ZM24 264H25V263H24ZM26 264H29V263L26 262ZM43 264H44V263H43ZM47 264H48V263H47ZM55 264H56V263H55Z\"/></svg>", "mask_w": 264, "mask_h": 264}]
</instances>
